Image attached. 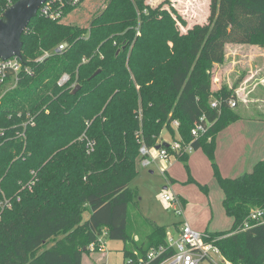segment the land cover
Masks as SVG:
<instances>
[{
    "label": "trees",
    "instance_id": "1",
    "mask_svg": "<svg viewBox=\"0 0 264 264\" xmlns=\"http://www.w3.org/2000/svg\"><path fill=\"white\" fill-rule=\"evenodd\" d=\"M15 1L0 0V10ZM150 10L143 0H109L89 28L38 12L22 33L21 61L28 69L0 97V203L7 205L0 204V264H81L87 245L103 231L123 242L124 264L144 263L150 248L166 244L168 226L138 210L129 183L138 173L142 142L171 153L160 139L163 128L203 149L212 162L233 221L205 239L230 264L264 262V220L237 230L252 209L264 208V158L240 176L221 175L215 138L240 115L229 103L236 102L233 88L211 89V69L224 61L226 44L264 46V0H210L209 24L187 33L185 51L171 67L153 69L157 89L136 63L140 50L150 65L155 61L154 48L137 37L139 20ZM166 21L175 32L167 14ZM62 42L67 45L55 51ZM44 51L51 54L37 60ZM64 73L68 79L59 84ZM212 97L220 110L211 107ZM201 116L209 127L192 140ZM32 177L31 190L22 188Z\"/></svg>",
    "mask_w": 264,
    "mask_h": 264
},
{
    "label": "rangeland",
    "instance_id": "2",
    "mask_svg": "<svg viewBox=\"0 0 264 264\" xmlns=\"http://www.w3.org/2000/svg\"><path fill=\"white\" fill-rule=\"evenodd\" d=\"M108 2L109 0H82L67 12L60 22L89 28L93 18L105 10ZM143 2L152 10H150L147 19L139 20L137 37L146 45L154 48L155 61L150 65L140 50V56L136 63L143 78L149 80V86L157 89L158 82L153 69L159 67L166 70L171 67L185 51L187 33L195 27L209 24L210 0H143ZM166 14L169 16L175 32H168L170 28L167 25ZM245 45L247 44H226L225 61L221 64H214L211 69L212 90L220 89L226 83L232 85H226L227 87L235 90L247 73H252L254 69L256 78L247 77L245 83L241 84L244 86L243 90L248 89L253 86L251 80L255 81L259 76L264 75V55H259V60H253V57L250 56L251 51L248 50L249 47ZM64 74L67 75V73ZM136 88L139 89V85ZM5 90L7 89L0 88V94ZM257 92L252 95L261 93ZM248 94L251 95L249 90H247L246 96L244 95L246 99L244 97L240 101H249L253 96H248ZM262 95L255 96V98L262 97L263 99ZM240 101L236 98L233 110L241 117L259 115L264 117L263 109L253 107L254 104L246 107ZM173 128L175 127L173 126ZM161 135L163 141L167 143L178 137L176 131L173 134L168 128H163ZM88 148L91 149V147ZM194 154L196 155L192 157ZM170 160V164L163 160H158V165L152 162L130 181L129 186L134 191V203L138 210L158 225H169L168 230H171L175 235H177V231H174L171 225L179 220H185L184 223H187L191 229L202 234L208 231L230 229L233 220L223 208V193L214 176L212 162L204 150L199 148L190 151L186 161L177 159L175 155ZM214 161L218 166L216 157ZM161 169H165L166 172L165 170L162 172ZM149 170H152V173ZM195 173L199 175V178L195 176ZM221 175L223 176V174ZM236 176L238 174L232 177ZM224 177L226 176L224 175ZM33 182L32 177L23 184L22 188L27 187L31 190ZM164 194H167L171 199L166 200ZM0 204L2 207L7 206ZM178 208H181L180 213L177 211ZM99 238L101 242L98 240L93 247L91 243L87 245L81 264H90L98 259L104 261L105 264H124L126 259L122 251L123 242L110 239L106 232H103Z\"/></svg>",
    "mask_w": 264,
    "mask_h": 264
},
{
    "label": "built area",
    "instance_id": "3",
    "mask_svg": "<svg viewBox=\"0 0 264 264\" xmlns=\"http://www.w3.org/2000/svg\"><path fill=\"white\" fill-rule=\"evenodd\" d=\"M82 0H46L43 2L38 12L51 20H61L64 17V8L66 6H75L79 4ZM5 9L0 10V17ZM67 44L65 42L60 43L55 51H61ZM51 54V51H44L37 60H43ZM24 69L27 70L28 67L23 64V62L16 56L3 59L0 57V88H6L7 90L15 86L17 82V77L19 72ZM68 79V76L64 74L59 83H63ZM6 91V90H5ZM3 91L0 97L4 94ZM230 106H235L236 102L234 100L229 101ZM210 105L212 108L220 110V102L218 99L212 97L210 99ZM172 125L174 127L178 126V121L173 120ZM209 127V122L204 116H201L197 121L194 122L191 128V139L194 140L199 138L204 134ZM171 148V153L163 146L156 149V155H151V151L155 148L148 147L145 143H141L139 147L140 153V164L142 166H149L152 162L156 160H167L171 155L179 153H189L193 150L190 142L182 143L178 140H173L169 143ZM163 172L164 169H161ZM166 200L171 198L164 194ZM178 213L181 212V208H178ZM264 220V208L252 209L247 216V219L240 225L237 230H244L252 222H261ZM100 237V236H99ZM207 237L206 233H198L191 229L187 223H183L179 229L177 235L175 236L172 232L166 231V244L159 245L158 247H152L146 254V261L142 263L141 261L136 262V264H151V262L160 256L163 252L172 249V255L161 261L159 264H230L228 260L223 256L220 248L215 244L214 241H209L205 239ZM99 242L100 238L98 239ZM92 247L94 243H91ZM102 249V247H100ZM130 262V260H127Z\"/></svg>",
    "mask_w": 264,
    "mask_h": 264
},
{
    "label": "crops",
    "instance_id": "4",
    "mask_svg": "<svg viewBox=\"0 0 264 264\" xmlns=\"http://www.w3.org/2000/svg\"><path fill=\"white\" fill-rule=\"evenodd\" d=\"M245 46L249 47L248 50L251 51L250 56L253 57V60H259L258 58L259 55H264V46H259V45H254V44H247ZM247 77L254 78V79L256 78L254 69L252 73H247L246 77H244L243 80L240 83H238V87L235 88L237 100L240 101L241 98H244L246 96L247 90H249V93L251 92V95L253 93L255 94L257 91H258L257 93L261 92L263 95L261 93L258 95H252L253 97L250 98L249 101L244 100L245 102H242V101L240 102L243 105H246V107H248L247 105L254 104L253 107L261 108L264 110V105H263L264 98L263 99L262 97H259V99L255 98V96H261V95L264 97V75L259 76L258 79L255 81L254 79L251 80L253 82L254 87L252 86L251 88H248V89L245 88L243 90L242 87L244 86L243 85L241 86V84L245 83ZM226 85L232 86L231 84H227V83ZM251 95L248 94V96H251ZM160 139H162L163 141L162 135L160 136ZM151 155L153 156L156 155V149L151 151ZM195 155L196 154H194L192 157H194ZM214 155L218 161L219 171L221 172V174H223V176L225 175L226 177L227 176L232 177L236 174L240 176L245 172H250L253 169L254 165L259 160L264 158V117L260 115L259 116H248V117L240 116L239 119L228 124L224 129L219 131V133L216 135ZM172 156L173 155H171L167 160H163V161L169 162L170 164L171 163L170 158ZM157 161L158 160L155 161L156 164L158 163ZM144 167H147V166H142L140 162L137 164V168H138L137 175H139L142 172ZM149 171L152 173V170H149ZM195 176L199 178V175H197L196 173H195ZM222 196L224 195L222 194ZM182 201L184 202V200ZM184 222L186 221L179 220V221L173 222L171 225L173 226L172 229H174V231H177L178 233L179 229L181 228ZM166 226H169V225H166ZM166 231L172 232L171 230H168V229ZM217 231H221V230H217ZM99 261H102V260L98 259V260H95L93 263L99 262ZM93 263H90V264H93Z\"/></svg>",
    "mask_w": 264,
    "mask_h": 264
},
{
    "label": "water",
    "instance_id": "5",
    "mask_svg": "<svg viewBox=\"0 0 264 264\" xmlns=\"http://www.w3.org/2000/svg\"><path fill=\"white\" fill-rule=\"evenodd\" d=\"M46 0H16L11 3L0 17V57L7 59L16 56L22 60V33L27 28L30 20L38 13L40 5ZM96 70L92 76L96 75ZM79 85H76L72 92L75 93ZM167 145V144H166ZM160 144L155 146L159 149Z\"/></svg>",
    "mask_w": 264,
    "mask_h": 264
}]
</instances>
